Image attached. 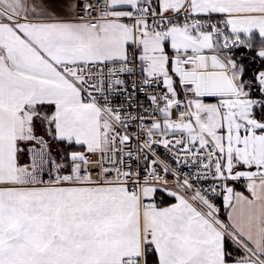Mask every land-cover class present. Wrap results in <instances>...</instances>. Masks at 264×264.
<instances>
[{
	"label": "snow or ice",
	"instance_id": "snow-or-ice-1",
	"mask_svg": "<svg viewBox=\"0 0 264 264\" xmlns=\"http://www.w3.org/2000/svg\"><path fill=\"white\" fill-rule=\"evenodd\" d=\"M0 264H264V0H0Z\"/></svg>",
	"mask_w": 264,
	"mask_h": 264
}]
</instances>
